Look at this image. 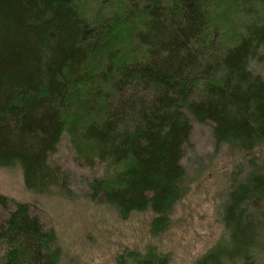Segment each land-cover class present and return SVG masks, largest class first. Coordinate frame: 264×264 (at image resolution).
<instances>
[{
	"label": "trees",
	"instance_id": "1",
	"mask_svg": "<svg viewBox=\"0 0 264 264\" xmlns=\"http://www.w3.org/2000/svg\"><path fill=\"white\" fill-rule=\"evenodd\" d=\"M81 1L0 0V168L50 192L69 130L82 161L103 169L92 200L124 219L151 211L159 236L180 196L191 119L212 124L217 144L264 145V79L250 68L264 59V0H89L99 2L90 18ZM214 7L245 19L227 47ZM223 220L227 237L195 264H264L263 170L234 184ZM56 244L30 205L0 195V264H59ZM127 257L119 263H167Z\"/></svg>",
	"mask_w": 264,
	"mask_h": 264
},
{
	"label": "rangeland",
	"instance_id": "2",
	"mask_svg": "<svg viewBox=\"0 0 264 264\" xmlns=\"http://www.w3.org/2000/svg\"><path fill=\"white\" fill-rule=\"evenodd\" d=\"M98 5L89 0L79 2L87 18L92 17ZM224 12L227 11L215 13L221 17L212 23L225 36L222 46L227 47L232 41L230 30L239 34L245 19L233 12V20L222 16ZM250 68L264 79V59L253 61ZM191 123L193 130L182 161L185 175L180 182V196L169 212V229L159 236L151 233L155 218L151 211L133 213L124 219L114 206L92 200L89 183L101 176L103 169L98 165L91 168L82 161L86 155L74 144L83 143L69 130L50 160L51 165L60 168L57 188L48 193L27 190L22 170L16 166L0 168V195L13 204L30 205L32 214L55 232L56 247L61 253L59 264H120L122 256L129 259L130 253L148 252L160 255L166 264H195L227 237L223 212L231 189L254 169L264 171V145L244 151L236 143L217 144L212 124L194 119Z\"/></svg>",
	"mask_w": 264,
	"mask_h": 264
}]
</instances>
